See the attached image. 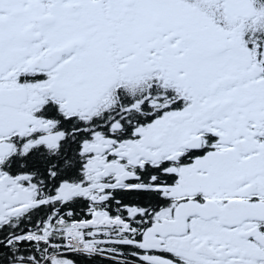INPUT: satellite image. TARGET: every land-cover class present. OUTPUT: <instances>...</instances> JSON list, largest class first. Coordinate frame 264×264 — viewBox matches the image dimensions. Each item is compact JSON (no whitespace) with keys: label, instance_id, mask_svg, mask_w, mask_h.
Instances as JSON below:
<instances>
[{"label":"snow or ice","instance_id":"obj_1","mask_svg":"<svg viewBox=\"0 0 264 264\" xmlns=\"http://www.w3.org/2000/svg\"><path fill=\"white\" fill-rule=\"evenodd\" d=\"M0 264H264V0H0Z\"/></svg>","mask_w":264,"mask_h":264}]
</instances>
